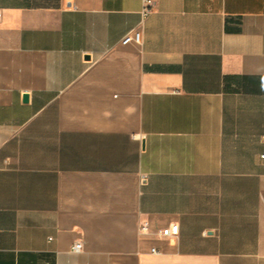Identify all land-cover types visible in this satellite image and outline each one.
Instances as JSON below:
<instances>
[{
    "label": "crops",
    "instance_id": "0c3cea01",
    "mask_svg": "<svg viewBox=\"0 0 264 264\" xmlns=\"http://www.w3.org/2000/svg\"><path fill=\"white\" fill-rule=\"evenodd\" d=\"M144 1L0 0V264H264V0Z\"/></svg>",
    "mask_w": 264,
    "mask_h": 264
},
{
    "label": "built area",
    "instance_id": "2783aa9c",
    "mask_svg": "<svg viewBox=\"0 0 264 264\" xmlns=\"http://www.w3.org/2000/svg\"><path fill=\"white\" fill-rule=\"evenodd\" d=\"M151 11V5L150 2L145 0L143 2V9H142V15L146 16L149 12ZM141 38H142V33L141 29H135L125 35L123 39L121 40L122 45H126L128 43H135V44H140L141 43ZM264 161V155L260 157ZM143 230L147 229V224H145L142 227ZM178 235V225L177 224H171L165 228H162L157 231V236L159 238H175ZM81 249V244L77 243L72 247L73 252H78ZM151 252L154 253L155 249H151Z\"/></svg>",
    "mask_w": 264,
    "mask_h": 264
},
{
    "label": "water",
    "instance_id": "95a60500",
    "mask_svg": "<svg viewBox=\"0 0 264 264\" xmlns=\"http://www.w3.org/2000/svg\"><path fill=\"white\" fill-rule=\"evenodd\" d=\"M23 100H24V101H26V100H27V97H26V96H24V97H23Z\"/></svg>",
    "mask_w": 264,
    "mask_h": 264
}]
</instances>
